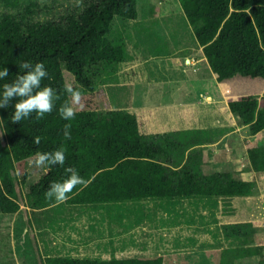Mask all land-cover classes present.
Returning a JSON list of instances; mask_svg holds the SVG:
<instances>
[{
	"label": "trees",
	"instance_id": "obj_1",
	"mask_svg": "<svg viewBox=\"0 0 264 264\" xmlns=\"http://www.w3.org/2000/svg\"><path fill=\"white\" fill-rule=\"evenodd\" d=\"M178 1L218 81L236 75L264 79V0ZM6 2L19 5V0ZM25 2L22 12L0 14V70L9 69V77L0 80V88L25 71L21 64L40 62L48 73L42 86L54 88L60 99L52 113L43 119L37 120L33 113L20 123L12 122L11 106L0 108V212L23 211L28 216L37 209L53 207L56 203L46 200L44 193L51 182L65 178V168L69 166L90 182L86 187L74 189L70 199L63 203L67 205L100 206L108 211L112 210L111 204L142 199L232 198L251 194L253 180L243 179L233 168L217 170L208 163L214 151L206 147L205 138L210 139L211 130L186 127L145 133L135 111L114 107L107 90L93 82L89 75L91 66L114 64L127 57L124 43H114L107 34L113 16L127 20L138 15L137 0H84L79 11H67L58 19L35 18L38 0ZM64 69L74 76L77 85L73 87L81 92V103L75 106L76 116L71 121L63 120L57 111L61 104L71 102L64 92ZM126 95L131 98L129 90ZM227 101L240 124L248 125L252 134H264V92L230 95ZM66 123L71 124L70 140L63 136ZM36 137L40 138L39 145L34 143ZM246 144L248 168L264 171V142L254 140ZM60 147L66 150L64 166H52L49 170L30 164L37 151ZM33 169L40 174L26 190ZM252 222L229 223L225 228L239 237L246 234L241 225ZM27 228L30 233L35 228L29 216ZM241 236L244 244L251 238ZM31 241L34 264L186 262L178 253L110 258L47 255L33 234ZM261 248L259 243L242 246L238 258L251 257L260 253ZM227 250L211 251L213 261L238 264L225 256ZM176 257L181 262L173 261ZM257 264H264V257Z\"/></svg>",
	"mask_w": 264,
	"mask_h": 264
},
{
	"label": "rangeland",
	"instance_id": "obj_2",
	"mask_svg": "<svg viewBox=\"0 0 264 264\" xmlns=\"http://www.w3.org/2000/svg\"><path fill=\"white\" fill-rule=\"evenodd\" d=\"M83 1L38 0L34 15L58 19L67 11H79ZM6 3L0 0V14L22 12L26 2ZM136 7L134 19L113 16L107 34L114 43H124L127 57L91 66L93 82L107 90L114 107L137 111L145 133L169 131V123L170 130L181 129L184 122L180 119L187 121V128L211 130L210 139L205 138L206 147L214 151L208 163L217 170L233 168L243 179L253 180V191L232 198L127 201L111 204L108 211L100 206L56 204L28 214L35 225L31 233L23 211L0 212V264H34L32 234L47 255L110 258L178 253L186 259L184 264H216L211 251L218 249H228L225 256L238 264H257L264 257V171L246 172V142H264V134H252L248 125L240 124L227 101L230 95L262 94L264 79L236 75L222 82L214 80V71L178 0H137ZM64 77L66 83L77 85L65 69ZM36 172L29 173L26 190L37 180L40 172ZM249 220L253 221L250 225H241L246 234L239 237L225 228ZM241 235H250L248 243L241 241ZM257 243L262 245L260 253L238 258L239 248ZM173 261L181 262L177 257Z\"/></svg>",
	"mask_w": 264,
	"mask_h": 264
},
{
	"label": "clouds",
	"instance_id": "obj_3",
	"mask_svg": "<svg viewBox=\"0 0 264 264\" xmlns=\"http://www.w3.org/2000/svg\"><path fill=\"white\" fill-rule=\"evenodd\" d=\"M79 3V0H77ZM25 71L17 73L10 82L0 88V108L12 107L11 119L13 123H20L35 113L37 120L43 119L52 113L56 107V101L60 99L57 91L51 86H42V81L48 76L43 63L25 62L20 65ZM9 77V69L5 67L0 70V80ZM64 92L70 97L71 102L61 104L57 111L65 121H71L76 116V107L81 103V92L74 88L71 83L64 85ZM71 124L66 123L63 128V136L66 140L71 139ZM40 138L36 137L34 143L40 144ZM66 150L63 147L47 152L37 151L30 160V164L37 168L51 169L52 166H64L66 161ZM65 178L50 183L48 190L44 193L45 199L54 201L57 205L67 202L70 193L78 186L86 187L90 182L80 176L74 167L65 168Z\"/></svg>",
	"mask_w": 264,
	"mask_h": 264
},
{
	"label": "crops",
	"instance_id": "obj_4",
	"mask_svg": "<svg viewBox=\"0 0 264 264\" xmlns=\"http://www.w3.org/2000/svg\"><path fill=\"white\" fill-rule=\"evenodd\" d=\"M204 59H205V57H204ZM215 74V75H214ZM213 78H214V80L216 79V81H218V79H217V74L216 73H213ZM213 80V79H212ZM161 109V108H160ZM135 112H137V111H135ZM185 117V116H184ZM179 120V119H178ZM162 121H164V120H162ZM180 122L182 123V122H184V124H183V128H186L187 126H188V124H187V121H183V120H181L180 119ZM169 127H170V129H171V123H169ZM169 127L168 128H166V129H169ZM182 128V127H181ZM169 129V130H170ZM250 170L251 169H249V170H247L246 172H250Z\"/></svg>",
	"mask_w": 264,
	"mask_h": 264
},
{
	"label": "bare ground",
	"instance_id": "obj_5",
	"mask_svg": "<svg viewBox=\"0 0 264 264\" xmlns=\"http://www.w3.org/2000/svg\"><path fill=\"white\" fill-rule=\"evenodd\" d=\"M208 99H209V96H206ZM61 211V210H60ZM60 211H58L59 213H60ZM57 212V213H58ZM56 213V212H55ZM69 213V212H68ZM77 215V214H76ZM101 219V218H100ZM88 223H90V222H88ZM92 223V222H91ZM92 227H93V224H92Z\"/></svg>",
	"mask_w": 264,
	"mask_h": 264
}]
</instances>
